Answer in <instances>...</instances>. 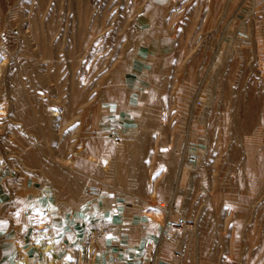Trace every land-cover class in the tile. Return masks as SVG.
Masks as SVG:
<instances>
[{
    "label": "rangeland",
    "instance_id": "rangeland-1",
    "mask_svg": "<svg viewBox=\"0 0 264 264\" xmlns=\"http://www.w3.org/2000/svg\"><path fill=\"white\" fill-rule=\"evenodd\" d=\"M127 89L139 125L116 142L101 128ZM119 160L126 215L175 197L193 219L181 264H264V0H0V263L27 241L44 260L43 189L106 198Z\"/></svg>",
    "mask_w": 264,
    "mask_h": 264
},
{
    "label": "crops",
    "instance_id": "crops-1",
    "mask_svg": "<svg viewBox=\"0 0 264 264\" xmlns=\"http://www.w3.org/2000/svg\"><path fill=\"white\" fill-rule=\"evenodd\" d=\"M139 100L133 90H125L116 101L115 111L111 112L101 130L107 132L111 125H115L125 136H129L139 125ZM130 153L132 152L127 154ZM116 187H109L112 190L108 191L104 200L86 199L87 186L84 188V184L79 188H60L57 201L54 202L55 209L48 215L54 222L56 236H52L56 239L57 248L46 254L42 250L44 260L34 264H64L70 248L75 249L77 257L80 256L79 263L76 261L75 264H138L145 238L155 232L154 226L161 220H148L138 212L128 217L126 212L131 211L132 206L121 200ZM35 202L41 203L40 200ZM144 222L150 224L151 229L142 234L140 223ZM86 244L92 245L93 252L88 256ZM80 246H83L81 251ZM31 250V242L27 241L18 252V262L4 260L0 264H23L24 258L27 264H31L28 261V252ZM16 251L17 246H12L7 256L16 257Z\"/></svg>",
    "mask_w": 264,
    "mask_h": 264
},
{
    "label": "built area",
    "instance_id": "built-area-1",
    "mask_svg": "<svg viewBox=\"0 0 264 264\" xmlns=\"http://www.w3.org/2000/svg\"><path fill=\"white\" fill-rule=\"evenodd\" d=\"M237 34L240 38L246 36L242 31H238ZM106 133L116 142H120L124 138L121 129L115 125H111ZM198 158L196 150L185 149L182 163L183 165L196 164ZM86 191L90 199H98L101 197L103 189L99 184L90 183L87 185ZM161 210L163 212L162 220L154 226L156 227L155 232L145 238L138 264H181L183 251L176 245L175 234L192 227L194 221L184 213L183 207L177 203L175 197L162 202ZM50 213L48 212L47 215ZM141 229L148 232L151 229L150 224L142 223Z\"/></svg>",
    "mask_w": 264,
    "mask_h": 264
},
{
    "label": "bare ground",
    "instance_id": "bare-ground-1",
    "mask_svg": "<svg viewBox=\"0 0 264 264\" xmlns=\"http://www.w3.org/2000/svg\"><path fill=\"white\" fill-rule=\"evenodd\" d=\"M242 32H244V31H242ZM244 33H245L246 36H245V38H242V39L244 41H249L250 40V35L248 34V32H244ZM94 141L98 143V146H99L100 149L107 148L111 153H113L117 157H119L118 155H119V153L121 151H123L126 148H128V146L126 147V146H124L122 144L121 147H119L117 149H112L111 147H110L111 149H109L107 147V143H106L107 141L104 138L100 137V136L94 138ZM129 146H131V145H129ZM167 150L169 152L168 156L172 155L173 152H174V150H169V149H167ZM198 161H199V158H198ZM127 164H129L128 161H127ZM121 165L122 164H121L120 160L119 161H115L113 163L112 168H111L112 169V174H111V177H110V181L106 182L109 187H115V182H116V179L118 178V174L120 172L119 168H120ZM171 167H173L172 164H171ZM0 174H1V167H0ZM168 187H169V183L168 182H164L163 183V187H162L163 188L162 191L166 192ZM102 195H101L99 200H102V199L104 200L105 199L104 195H103V197H102ZM57 197H58V190L57 189L53 188V191H50L48 188L43 189L41 191V198L45 199V203H44L43 206H38V210H39V213H40L39 215L41 216V218L38 219V222H37V230H38L39 233L37 235L38 241H37L36 244H37V246H40L44 250V252L46 251V252H49V253H52V252H54L56 250L57 243H56V239L52 236V234L49 232V230L46 229L44 219L49 217L47 215L48 212H52L55 209L54 202L57 201ZM87 197H88V195H87ZM127 216L130 217V215H128V214H127ZM146 216H147V218L149 220L160 221L162 219V217H163V213L161 211H159V210L148 209L147 212H146ZM124 224H126V223H124ZM90 234H92V232ZM193 236H194L193 231L189 232L188 234H183V235H181L180 233H176L175 234V240H176V237L177 238H181V245H182V244H184V242L187 243L190 239H192ZM82 248H83V246H80L79 247V251L83 250ZM86 251H87V256H88L91 253V251H92V245L86 244ZM79 257H77L75 249H71L70 248L67 251V258H66L64 264H75L76 261L79 263V260H80ZM183 260H184V264H191V262H189V260L186 258V256L183 257ZM55 263H57V260L55 261ZM23 264H27L26 258L23 259Z\"/></svg>",
    "mask_w": 264,
    "mask_h": 264
}]
</instances>
